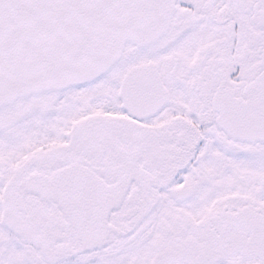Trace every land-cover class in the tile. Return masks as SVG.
Instances as JSON below:
<instances>
[{"label":"snow or ice","instance_id":"obj_1","mask_svg":"<svg viewBox=\"0 0 264 264\" xmlns=\"http://www.w3.org/2000/svg\"><path fill=\"white\" fill-rule=\"evenodd\" d=\"M0 264H264V0H0Z\"/></svg>","mask_w":264,"mask_h":264}]
</instances>
